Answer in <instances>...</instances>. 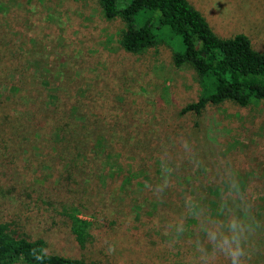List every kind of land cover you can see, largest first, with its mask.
I'll use <instances>...</instances> for the list:
<instances>
[{"label": "rangeland", "instance_id": "374dc122", "mask_svg": "<svg viewBox=\"0 0 264 264\" xmlns=\"http://www.w3.org/2000/svg\"><path fill=\"white\" fill-rule=\"evenodd\" d=\"M190 2L264 52V0ZM125 27L99 0H0V222L101 264H229L208 231L235 219L244 264H264V99L182 113L197 71L165 42L125 50ZM71 202L104 224L85 247Z\"/></svg>", "mask_w": 264, "mask_h": 264}, {"label": "trees", "instance_id": "16d2710c", "mask_svg": "<svg viewBox=\"0 0 264 264\" xmlns=\"http://www.w3.org/2000/svg\"><path fill=\"white\" fill-rule=\"evenodd\" d=\"M99 2L107 19L119 17L126 23L120 39L125 50L142 53L165 42L174 50L177 67L191 65L197 71L201 95L196 102L185 106L182 113L201 114L208 104L226 100L245 107L264 99V52L256 50L243 33L233 37L219 36L190 0ZM103 141V137L98 136L93 147L102 149ZM100 149L96 154L101 153L103 149ZM0 194L7 192L0 191ZM33 204L38 205V202L33 201ZM62 213L82 247L93 238L95 224L98 229L104 227L101 220L95 222L82 217L75 202L64 204ZM46 247L44 238L32 239L27 234L15 232L10 223L0 222V264H101L49 253ZM37 255L43 260H37Z\"/></svg>", "mask_w": 264, "mask_h": 264}, {"label": "clouds", "instance_id": "9594fccd", "mask_svg": "<svg viewBox=\"0 0 264 264\" xmlns=\"http://www.w3.org/2000/svg\"><path fill=\"white\" fill-rule=\"evenodd\" d=\"M229 228L232 232L231 236L224 235L222 239H218L217 232L209 230L208 238L213 243L214 247L227 258L229 264H244L243 258L246 253L239 235L244 229L235 219L230 222ZM36 259L43 260V257L37 255Z\"/></svg>", "mask_w": 264, "mask_h": 264}]
</instances>
